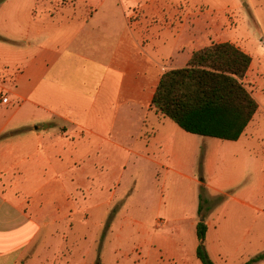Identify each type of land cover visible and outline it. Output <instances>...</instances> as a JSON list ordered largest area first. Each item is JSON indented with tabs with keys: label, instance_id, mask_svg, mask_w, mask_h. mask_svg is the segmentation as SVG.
Returning a JSON list of instances; mask_svg holds the SVG:
<instances>
[{
	"label": "crops",
	"instance_id": "1",
	"mask_svg": "<svg viewBox=\"0 0 264 264\" xmlns=\"http://www.w3.org/2000/svg\"><path fill=\"white\" fill-rule=\"evenodd\" d=\"M45 3L0 2V97L7 98L0 100V264H64L60 259L48 260L44 250L54 232L43 229L63 219L72 221L81 212L88 217L97 211L106 219L118 202L119 220L139 221L125 213L137 182L134 171L140 167L200 184L186 174L195 167L199 171L196 134L148 109L161 74L185 66L193 51L210 45L208 32L218 27L217 19L188 22L185 34L184 25L179 32L161 29L163 40L150 41L146 48L143 39L149 27L140 22L132 30L131 18L123 11L126 4L134 7L135 1L113 0L114 5L105 6L112 0H64L53 13ZM142 7L150 16L168 14L172 20L176 14L175 8L157 0ZM181 36L185 41L178 46ZM202 40L209 42L201 45ZM186 47L191 48L183 65L166 64ZM136 108L142 113L140 124L131 128L126 110ZM145 109L150 113L147 127ZM258 112L259 108L249 123L259 118ZM244 132L238 140L225 143L230 153L217 154V165L212 155L220 149L216 141L209 147L201 145L210 150L202 163V171L210 175L204 185L230 199L205 218L206 250L215 257L227 258L220 237L226 228L239 259L246 245L255 248V211L262 210L253 203V189L245 181L249 163L264 156L256 154L254 140L244 139ZM231 162L237 172L214 180L216 169ZM127 175L130 189L120 190ZM238 186L244 187L235 191ZM198 194L199 188L197 201ZM158 197L155 207L150 201L156 215L165 204L163 194ZM197 221L198 216L195 225ZM258 237H264V231Z\"/></svg>",
	"mask_w": 264,
	"mask_h": 264
},
{
	"label": "rangeland",
	"instance_id": "2",
	"mask_svg": "<svg viewBox=\"0 0 264 264\" xmlns=\"http://www.w3.org/2000/svg\"><path fill=\"white\" fill-rule=\"evenodd\" d=\"M45 1V6L48 7L50 13H53L56 7L65 4L64 0ZM123 1L125 3L135 1L134 7L129 8L126 4V8H123L124 13L128 12L127 16L131 18V21L128 19L130 28L136 29V24L140 22H145L144 24L149 27L145 31L147 35L143 39L146 48H150V41L161 42L163 40L164 36L160 32L161 29L169 28L179 32L184 25L183 32L185 34L188 22L192 24L193 21H202V17L204 19L216 18L218 21L216 23L218 27L212 28L208 32L210 33L209 40L212 43L214 41L232 42L250 55L251 64L245 83L257 100L259 118L249 123L244 132V139L254 140L256 154L264 156V0H157L162 6L176 9V14L172 20L171 18L168 19V14L161 18L157 15L150 16L147 7L142 6L150 4L153 0ZM111 5H114L113 0L111 4L105 6ZM157 27H159L158 31ZM195 32L197 33L198 30ZM209 40H202L201 45L207 44ZM184 41V37H179L177 45L179 46ZM196 47L201 46L197 45ZM190 48L186 47L184 51L182 49L180 54L174 55L173 62L169 60L166 61V64L172 67L183 65L185 63L184 54ZM143 112V122L147 127L150 113L146 109ZM141 115L140 109L126 110V117L131 128L140 124ZM166 121L178 127L169 118H166ZM193 137H197L195 144L200 150L198 154L199 171L198 167H195L186 174L199 179L200 184L204 185L206 178L210 175H206L202 171V163L210 155V150L206 151L203 146L201 147L202 143L209 147L212 141H216L215 143L219 145L220 149L212 154L214 164L217 165L214 157L217 154H222L223 151L228 155L230 147L227 146L229 144L225 143L231 142L198 135ZM126 143H130V141ZM223 146L225 149H222ZM225 159L228 161V158L225 157ZM219 165L222 164L219 163ZM249 168L245 185L253 189V203L264 211V160L258 158L253 164L250 162ZM236 172L237 169L232 166L231 162L225 167L217 168L213 177L214 180L217 176L222 177L223 174L230 177ZM133 176L137 178V182L131 194L132 198L127 199V213L125 215L139 221L119 220V217L115 215L120 207V203L117 202L114 206L116 211L113 213L110 211L106 219L102 213L95 211L92 216L87 217L85 212H81L77 217H73L72 221L68 218L50 223L46 229H43L47 232H54V235L50 237L52 242L44 250L48 260L56 262L60 259L64 264H200L195 255L198 239L194 222L198 216L199 197L197 201V189L200 188V184L176 174L160 172L159 175H156L154 170L150 168L143 169L140 167L134 171ZM130 186V177L127 175L126 179L122 181V189L120 190H129ZM204 187V195L207 200L205 218H208V216L215 215L222 204L230 199L226 196L222 198L221 193L208 189L205 185ZM243 187L238 186L233 187V189L240 191ZM230 190L226 193H229ZM162 194L165 204L159 209L161 214L156 215L154 211L151 212L150 201L155 207L158 196ZM78 200L82 206L86 204L81 197ZM231 205L232 203L228 208L230 215L233 214L234 210H232L233 206ZM114 207L112 205V209ZM262 211H255L256 234L264 231V212ZM173 218H182V220L174 221ZM222 233L220 232L221 236H219L224 241L223 246L228 255L227 258L220 255L215 257L209 251V255L215 264H238L241 258L244 259L249 254L255 255L264 250V237H258L257 234L255 236V248H247L248 245H246L245 251L239 259L240 254L235 250L230 229L226 228L223 235ZM48 239L49 237L46 241ZM255 264H264V259Z\"/></svg>",
	"mask_w": 264,
	"mask_h": 264
},
{
	"label": "trees",
	"instance_id": "3",
	"mask_svg": "<svg viewBox=\"0 0 264 264\" xmlns=\"http://www.w3.org/2000/svg\"><path fill=\"white\" fill-rule=\"evenodd\" d=\"M250 64V55L230 42L195 50L185 66L161 74L148 110L171 119L188 133L236 141L258 110L257 100L244 82ZM204 193L205 187L200 184L195 254L201 264H215L205 245ZM263 259L264 250L242 264Z\"/></svg>",
	"mask_w": 264,
	"mask_h": 264
},
{
	"label": "built area",
	"instance_id": "4",
	"mask_svg": "<svg viewBox=\"0 0 264 264\" xmlns=\"http://www.w3.org/2000/svg\"><path fill=\"white\" fill-rule=\"evenodd\" d=\"M0 100L2 101V102H7V98L6 97H0Z\"/></svg>",
	"mask_w": 264,
	"mask_h": 264
}]
</instances>
